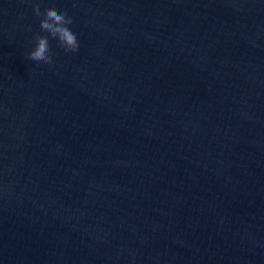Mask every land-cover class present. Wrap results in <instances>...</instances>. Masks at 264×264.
I'll return each instance as SVG.
<instances>
[{"label":"water","instance_id":"obj_1","mask_svg":"<svg viewBox=\"0 0 264 264\" xmlns=\"http://www.w3.org/2000/svg\"><path fill=\"white\" fill-rule=\"evenodd\" d=\"M0 264H264V0H0Z\"/></svg>","mask_w":264,"mask_h":264},{"label":"clouds","instance_id":"obj_2","mask_svg":"<svg viewBox=\"0 0 264 264\" xmlns=\"http://www.w3.org/2000/svg\"><path fill=\"white\" fill-rule=\"evenodd\" d=\"M32 10L37 17H41L39 28L47 35L33 36L34 48L28 53V59L38 61L41 66L50 64L52 60L49 38L56 40L66 52L78 51L77 35L69 27L73 20L66 11L57 12L54 7H47L41 11L39 3H32Z\"/></svg>","mask_w":264,"mask_h":264}]
</instances>
